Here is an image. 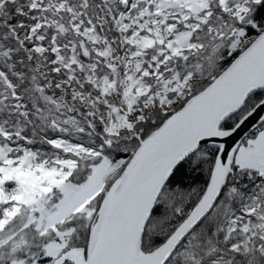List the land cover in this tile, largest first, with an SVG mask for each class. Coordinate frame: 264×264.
Returning <instances> with one entry per match:
<instances>
[{"label": "snow or ice", "instance_id": "snow-or-ice-1", "mask_svg": "<svg viewBox=\"0 0 264 264\" xmlns=\"http://www.w3.org/2000/svg\"><path fill=\"white\" fill-rule=\"evenodd\" d=\"M0 264H264V0H0Z\"/></svg>", "mask_w": 264, "mask_h": 264}]
</instances>
